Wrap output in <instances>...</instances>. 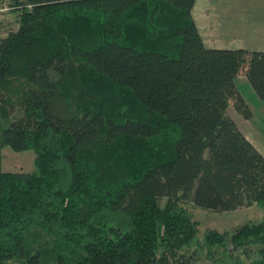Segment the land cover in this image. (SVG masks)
<instances>
[{
	"label": "trees",
	"instance_id": "1",
	"mask_svg": "<svg viewBox=\"0 0 264 264\" xmlns=\"http://www.w3.org/2000/svg\"><path fill=\"white\" fill-rule=\"evenodd\" d=\"M195 0H13L0 38V264H264V219L197 240L189 206L264 208V156L228 114L264 52L206 48ZM252 248H256L252 250Z\"/></svg>",
	"mask_w": 264,
	"mask_h": 264
},
{
	"label": "crops",
	"instance_id": "2",
	"mask_svg": "<svg viewBox=\"0 0 264 264\" xmlns=\"http://www.w3.org/2000/svg\"><path fill=\"white\" fill-rule=\"evenodd\" d=\"M191 15L206 48L246 49L264 52V0H195ZM235 84L251 108L253 116L243 119L232 106L243 135L264 156V99L252 89L245 75Z\"/></svg>",
	"mask_w": 264,
	"mask_h": 264
},
{
	"label": "rangeland",
	"instance_id": "3",
	"mask_svg": "<svg viewBox=\"0 0 264 264\" xmlns=\"http://www.w3.org/2000/svg\"><path fill=\"white\" fill-rule=\"evenodd\" d=\"M12 1L0 0V38L18 27L17 11L10 5ZM229 114L236 120L232 111H229ZM34 159L35 153L32 149L15 151L10 146L5 145L1 148L0 168L4 172H36L37 168ZM188 208L197 229V240L199 242L204 239V235L208 230H216L219 233L226 231L231 233L243 224L257 223L264 219V208L256 205L242 207L229 212H214L193 206ZM255 249L252 248V250ZM196 264L212 263L201 258Z\"/></svg>",
	"mask_w": 264,
	"mask_h": 264
}]
</instances>
